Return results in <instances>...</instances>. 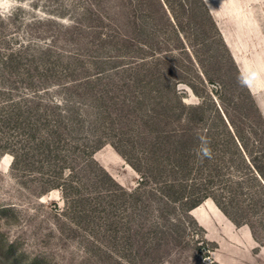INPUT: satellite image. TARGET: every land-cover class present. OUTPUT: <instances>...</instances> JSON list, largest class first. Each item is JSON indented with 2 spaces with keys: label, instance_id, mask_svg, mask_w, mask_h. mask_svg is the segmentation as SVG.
Listing matches in <instances>:
<instances>
[{
  "label": "rangeland",
  "instance_id": "1",
  "mask_svg": "<svg viewBox=\"0 0 264 264\" xmlns=\"http://www.w3.org/2000/svg\"><path fill=\"white\" fill-rule=\"evenodd\" d=\"M206 1L0 0V264H264V0Z\"/></svg>",
  "mask_w": 264,
  "mask_h": 264
},
{
  "label": "crops",
  "instance_id": "2",
  "mask_svg": "<svg viewBox=\"0 0 264 264\" xmlns=\"http://www.w3.org/2000/svg\"><path fill=\"white\" fill-rule=\"evenodd\" d=\"M206 1V0H205ZM207 3L210 2V0L206 1ZM214 13V12H213ZM229 45V44H227ZM230 47V46H229ZM244 74H245V80L249 83V86L252 90H255L254 88V84L251 82V78H250V73L247 70H243ZM251 82V83H250Z\"/></svg>",
  "mask_w": 264,
  "mask_h": 264
},
{
  "label": "trees",
  "instance_id": "3",
  "mask_svg": "<svg viewBox=\"0 0 264 264\" xmlns=\"http://www.w3.org/2000/svg\"><path fill=\"white\" fill-rule=\"evenodd\" d=\"M204 1V0H203ZM205 3V2H204ZM206 4V3H205ZM258 174H259V176H260V178L262 179L263 178V174H262V172L260 171V169H259V171H258ZM262 182H263V184H264V178L262 179ZM196 207H198V205L197 204H195V207H193V210H195L196 209ZM193 210H192V212H193ZM192 216H193V214H192ZM194 217V216H193ZM195 218V217H194ZM196 219V218H195ZM197 221V220H196ZM198 222V221H197Z\"/></svg>",
  "mask_w": 264,
  "mask_h": 264
},
{
  "label": "bare ground",
  "instance_id": "4",
  "mask_svg": "<svg viewBox=\"0 0 264 264\" xmlns=\"http://www.w3.org/2000/svg\"><path fill=\"white\" fill-rule=\"evenodd\" d=\"M206 202H208V203H210L211 204V200H207ZM215 206V205H214ZM216 207V206H215ZM200 209V207H197L195 210H199ZM216 209H217V207H216ZM195 210H193V211H195ZM218 211H219V209H217ZM220 212V211H219ZM192 214H193V212H192ZM195 217V216H194ZM196 218V217H195ZM203 222H204V220H203Z\"/></svg>",
  "mask_w": 264,
  "mask_h": 264
}]
</instances>
